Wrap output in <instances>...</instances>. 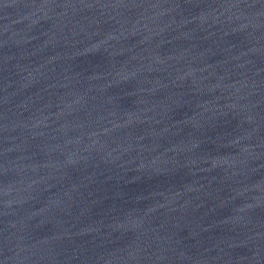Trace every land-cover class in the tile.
<instances>
[{"label": "water", "instance_id": "95a60500", "mask_svg": "<svg viewBox=\"0 0 264 264\" xmlns=\"http://www.w3.org/2000/svg\"><path fill=\"white\" fill-rule=\"evenodd\" d=\"M0 264H264V0H0Z\"/></svg>", "mask_w": 264, "mask_h": 264}]
</instances>
